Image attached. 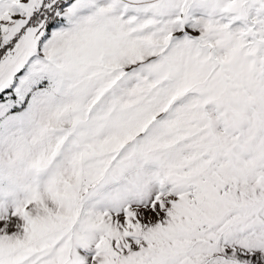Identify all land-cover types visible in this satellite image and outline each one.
<instances>
[{"label": "snow or ice", "instance_id": "6c2138e0", "mask_svg": "<svg viewBox=\"0 0 264 264\" xmlns=\"http://www.w3.org/2000/svg\"><path fill=\"white\" fill-rule=\"evenodd\" d=\"M0 264H264V0H0Z\"/></svg>", "mask_w": 264, "mask_h": 264}]
</instances>
